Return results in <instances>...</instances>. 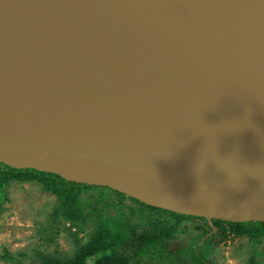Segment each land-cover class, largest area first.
<instances>
[{"label":"water","instance_id":"95a60500","mask_svg":"<svg viewBox=\"0 0 264 264\" xmlns=\"http://www.w3.org/2000/svg\"><path fill=\"white\" fill-rule=\"evenodd\" d=\"M0 164L264 223V18L233 0H0Z\"/></svg>","mask_w":264,"mask_h":264},{"label":"trees","instance_id":"16d2710c","mask_svg":"<svg viewBox=\"0 0 264 264\" xmlns=\"http://www.w3.org/2000/svg\"><path fill=\"white\" fill-rule=\"evenodd\" d=\"M15 181L40 184L46 192L57 196L59 203L52 215L51 228H57L60 217L77 227L78 222L84 223L90 217L99 220L96 232L86 243L79 244L75 239L76 251L72 258L43 256L41 264H179L178 261L180 264H209L205 252L211 240L199 246L209 232L205 218L155 208L133 198L127 202L124 194L108 187L68 182L55 174L34 169L16 170L3 164H0V208L7 201V187ZM82 191L88 193L81 197ZM226 223L231 224L238 235L252 239L253 258L258 254L264 256V223ZM141 226H149L148 231L133 239L134 231ZM178 240L189 245L170 253L168 244ZM127 246H132V250Z\"/></svg>","mask_w":264,"mask_h":264},{"label":"rangeland","instance_id":"374dc122","mask_svg":"<svg viewBox=\"0 0 264 264\" xmlns=\"http://www.w3.org/2000/svg\"><path fill=\"white\" fill-rule=\"evenodd\" d=\"M87 193L82 191L80 196ZM6 194L7 201L0 208V264H41L43 256L72 258L75 239L79 244L86 243L98 228L99 220L91 217L78 222V227L60 217L57 228L49 227L59 201L40 184L15 181L7 187ZM226 230L225 237L210 246L209 264H264L263 255L253 258L255 248L250 237L238 235L232 228ZM183 245L177 244L174 252L186 247Z\"/></svg>","mask_w":264,"mask_h":264},{"label":"flooded vegetation","instance_id":"af4514ba","mask_svg":"<svg viewBox=\"0 0 264 264\" xmlns=\"http://www.w3.org/2000/svg\"><path fill=\"white\" fill-rule=\"evenodd\" d=\"M126 198H127V202H129V197H127L126 196ZM206 223H207V227H208V230H209V232H208V234L206 235V237L204 238V240L201 242V244L199 245V246H202V245H204V243L206 242V240H211V242H210V246L212 245V244H214V241H218L219 239H223L224 237H225V235H226V233L228 232V230H226V229H228V228H231L232 227V225L231 224H229V223H223V222H216V221H214V220H211V221H209V220H207L206 221ZM142 228H146L145 226H141V227H139V228H137L134 232L136 233V236L135 237H133V239H135V240H137L138 238H140V237H142V235H144L145 234V232H147L148 231V228H146V231L144 232V233H142V234H139V230L140 229H142ZM223 228V229H222ZM225 229V230H224ZM182 241V240H181ZM180 240H178V242L176 241V242H173V243H170V244H168V251L170 252V253H176L178 250H176L175 252H174V249L176 248V246H177V244H180V242H181ZM186 242V241H185ZM185 242H182V245L183 246H188L189 244L187 243H185ZM167 244V243H166ZM126 246V245H125ZM127 247H129V246H127ZM183 248H185V247H183ZM182 248V249H183ZM195 248H197V247H195ZM128 249H131L132 250V246L131 247H129ZM156 249V248H155ZM154 249V250H155ZM182 249H179V250H182ZM163 251L161 250L160 251V253L161 254H163L162 253ZM206 254H207V256H209V254H210V247H208V249H207V251L205 252ZM160 257H162L163 258V256H160ZM164 262H162V264H163Z\"/></svg>","mask_w":264,"mask_h":264},{"label":"bare ground","instance_id":"6f19581e","mask_svg":"<svg viewBox=\"0 0 264 264\" xmlns=\"http://www.w3.org/2000/svg\"><path fill=\"white\" fill-rule=\"evenodd\" d=\"M236 5L243 7L264 18V0H233Z\"/></svg>","mask_w":264,"mask_h":264}]
</instances>
